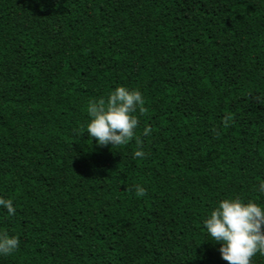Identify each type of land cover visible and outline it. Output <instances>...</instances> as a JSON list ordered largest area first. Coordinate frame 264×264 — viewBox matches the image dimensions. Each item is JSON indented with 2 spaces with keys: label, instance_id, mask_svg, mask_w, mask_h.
I'll return each instance as SVG.
<instances>
[{
  "label": "trees",
  "instance_id": "obj_1",
  "mask_svg": "<svg viewBox=\"0 0 264 264\" xmlns=\"http://www.w3.org/2000/svg\"><path fill=\"white\" fill-rule=\"evenodd\" d=\"M118 86L138 126L99 146ZM260 183L264 0H0V264H227L203 220Z\"/></svg>",
  "mask_w": 264,
  "mask_h": 264
},
{
  "label": "clouds",
  "instance_id": "obj_2",
  "mask_svg": "<svg viewBox=\"0 0 264 264\" xmlns=\"http://www.w3.org/2000/svg\"><path fill=\"white\" fill-rule=\"evenodd\" d=\"M144 99L139 90H130L123 86L113 89L106 99L92 101L88 105L89 122L86 133L95 138L99 146L111 144L113 147L126 144L134 136L138 126L134 115L143 105ZM149 129L145 128L144 134ZM143 158L142 149L134 153ZM264 195V183L257 185ZM138 196H144L145 189L135 187ZM0 209L8 215H15V207L10 199L0 198ZM203 229L211 242L219 244L221 259L227 264H251L257 254L264 256V204L239 196L219 201L203 220ZM19 246L16 236L0 233V256H8Z\"/></svg>",
  "mask_w": 264,
  "mask_h": 264
}]
</instances>
